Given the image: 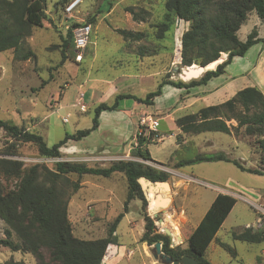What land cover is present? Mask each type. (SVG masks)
<instances>
[{
	"label": "rangeland",
	"instance_id": "obj_1",
	"mask_svg": "<svg viewBox=\"0 0 264 264\" xmlns=\"http://www.w3.org/2000/svg\"><path fill=\"white\" fill-rule=\"evenodd\" d=\"M111 1L113 7L107 14L98 13L104 0H84L69 17L57 5L60 0H49L47 15L52 26L34 28L32 36L24 41L26 50L33 49L37 59L13 61L12 51L0 53V120L40 134L47 145L52 147L67 134L92 128L97 105L86 97L91 85L87 77L99 81L118 80L125 76L124 72L155 75L157 78L148 80L136 89L134 95L143 99L156 90L167 74L171 75L170 80H181L175 68H186L181 66L179 56L181 37L189 28V23L176 20L172 28L161 35L159 26L165 20V0ZM128 7H133L140 20H145L134 21L133 15L126 11ZM84 23L91 24L93 32L89 46L83 51V60H76V49L72 45L68 49L67 59L62 62V37H66L67 29L73 24ZM255 27L258 28L260 37H264V22L252 13L239 30V39L245 41ZM117 30L140 32L145 37L134 42L120 36ZM146 54L149 56L147 65L142 63ZM226 59L227 56L221 63ZM150 61L153 66H148ZM144 69L149 71L144 72ZM124 79L121 78L118 82ZM226 81L231 82L230 88L205 100L197 92L182 90L179 97H170L163 102L167 106L165 109H160L164 106L160 100L152 107L139 103L132 111L128 103L130 100L124 104L121 102L116 112L123 114V119L112 117L116 113H108V116L103 117L100 131L92 132L81 141H72L77 148L95 155L62 154L61 158H48L40 155L35 145L28 143L21 147V157L35 162L27 164L28 166L44 165L49 169H55L56 164L61 161L86 163L97 168H107L118 161H138L167 173L169 178L165 182L148 180L150 183H166L169 187L159 189L157 193L145 194V212L155 222L157 233L166 235L165 228L172 230L170 233L175 244L178 242L180 225L182 231L179 234L183 243L175 245L171 238L172 248H187V239L220 194L219 188L243 194L254 203L234 196L237 204L218 232L219 242L211 244L206 257L212 264H264V243L252 244L234 239L235 234L246 229L259 231L256 227L259 213L254 204L264 208V176L243 172L225 161L193 163L176 168L179 161L218 153L239 160L247 168H260L261 154L254 150L247 137L236 130L232 129L231 134L207 132L192 135L183 134L175 124L178 118L196 113L203 107L221 104L244 88L257 87L264 92V42L251 47L244 57H235L226 73L213 80L209 88L225 84ZM44 82L46 84L42 87ZM83 84L85 89L80 87ZM98 86L100 84H96L99 90ZM124 92L132 95L129 90ZM82 95L84 98L81 101ZM105 102L112 104L114 100ZM148 115L157 123L154 129L157 135L147 145L153 161L140 160L131 155L134 143L138 140L140 119ZM65 118H68V122H64ZM118 122L127 131L123 137L113 136L114 132L109 128L119 124ZM228 125L235 127L237 123L231 121ZM150 131L152 130L144 129L146 135ZM69 179L76 181L79 178L71 175ZM81 179L80 189L72 193L69 200L68 214L73 233L83 240L106 238L115 219L124 211L127 179L120 173L110 178L84 176ZM176 179L183 180L176 184ZM189 179H196L197 182L193 180L188 183ZM1 181L5 183V180ZM15 185V181L8 183L12 189ZM68 190L70 193L72 188L69 187ZM154 196H158L161 202L169 198V203L156 210ZM143 213L141 201L136 199L130 203L129 212L125 213L116 230L118 243L108 247L103 264H163L154 258V245L141 242L145 232ZM160 219L163 223L159 222ZM5 229L6 225L0 219V239L6 237ZM13 240L19 241L15 235ZM220 242L233 251L220 247ZM10 260L37 264L32 254L12 252L0 246V263Z\"/></svg>",
	"mask_w": 264,
	"mask_h": 264
},
{
	"label": "trees",
	"instance_id": "obj_2",
	"mask_svg": "<svg viewBox=\"0 0 264 264\" xmlns=\"http://www.w3.org/2000/svg\"><path fill=\"white\" fill-rule=\"evenodd\" d=\"M72 0H60L64 14ZM49 0H0V53L13 52V61L36 60L33 49H27L24 41L33 34L34 28H49L52 21L47 15ZM165 20L159 26L161 35L172 28L176 20L189 23V28L181 37L180 62L183 67L193 65L206 66L214 61L227 59L217 65L215 70L207 71L201 77L185 82L173 81L165 76L155 91L144 99L132 95H118L112 104H98L94 109L93 126L90 129L79 130L67 134L64 139L49 147L43 136L25 127H18L7 121L0 120V128H4L14 137V142L4 148L3 152L14 156H22L21 147L31 143L38 148L40 155L48 158H61V148L70 140L81 141L96 131L100 126V115L103 111H117L120 101L134 99L138 103L152 107L156 98L163 94L165 86L191 89L205 86L210 81L226 73L227 67L235 57H244L251 47L264 42L255 27L245 41L238 37V32L248 17L255 13L264 22V0H165ZM113 7L111 0H104L98 10L99 14H107ZM133 15L134 21L139 19L133 7L126 9ZM61 16V15H60ZM83 24H73L67 29L66 37H62V62L67 59L68 49L74 43V30ZM125 39L141 41L144 33H133L118 30ZM46 84L43 83L42 87ZM235 121L237 126L231 127L228 122ZM183 134L200 135L207 132L231 134L232 129L243 134L252 142V147L261 154L260 168H247L239 160L231 159L225 154L198 155L194 159L182 160L176 168L201 162L225 161L234 164L243 172L264 176V92L257 87H247L238 91L231 99L217 105L201 108L198 112L178 118L175 122ZM155 131L148 135L138 136V146L131 155L144 161H153L147 145L151 143ZM120 173L127 179V196L124 211L117 216L108 231V237L96 240H83L73 233L69 220L68 207L72 193L81 187L84 176H99L110 178ZM77 176L73 181L69 176ZM145 178L151 182H165L167 173L158 171L138 161L113 162L107 168L90 167L86 163L58 162L55 169L44 165L25 166L23 162L0 159V219L5 223V238L0 239V246L12 252L32 254L37 264H103L106 251L111 244L117 245V227L129 212L133 200L142 203L144 211L145 232L142 243L153 246L162 243V252L173 260L184 256L195 259L198 264H211L207 259V251L215 240L217 233L237 203V199L225 194H219L204 217L187 239V248L171 247V238L157 233L155 222L145 212L147 199L139 179ZM1 180H5L3 183ZM17 182L9 188L8 183ZM69 187L72 191L69 193ZM18 242L13 240V236ZM234 239L252 244L264 243V230L258 232L246 229L241 234H235ZM224 247L231 252L230 247ZM235 255V253H234ZM1 264V263H0ZM4 264H24L10 260Z\"/></svg>",
	"mask_w": 264,
	"mask_h": 264
},
{
	"label": "crops",
	"instance_id": "obj_3",
	"mask_svg": "<svg viewBox=\"0 0 264 264\" xmlns=\"http://www.w3.org/2000/svg\"><path fill=\"white\" fill-rule=\"evenodd\" d=\"M92 32H93V30H92ZM117 32H118V30H117ZM120 36H122V35H120ZM134 42H139V41H134ZM145 56H146V59L142 63L145 64V65H147V61L149 59V56L147 54ZM152 64H153V62L150 61V63H149L148 66H151ZM145 71L147 72L149 70L148 69H144V72ZM124 73H125V76L124 77L121 76V78H125L124 81H119V82H118V80H120L121 78H119L118 80H99L98 81L96 79H92V78L87 77L88 83L91 84L90 87H89V92L86 93L87 99H89L90 102H93L94 101L95 102V105H98L100 103H104L107 100H109V101L114 100L115 101V98L118 95H125V94L128 95L129 94L128 92H124L126 90H129L131 92L130 94H132L133 96L138 97V98H142V97H139V96L134 95V93H136L135 92L136 89H138V87L140 88V86H143V83L147 82L148 80H153V79L157 78L155 75L154 76L153 75H146V76L145 75H142V74H140L141 72L140 73L137 72L138 74H136V75H134V74H128L127 72H124ZM215 79H213V80H215ZM212 81H210L205 86H200V87L193 88V89L190 90V92L191 93H193V92L196 93L197 92L199 94V96L201 97V99H204L205 100V99L211 98V96H214V95L216 96L217 94H219V93H221L223 91H226L231 86V82L226 81L225 84L216 85V86H214L212 88H209L210 83ZM96 84H100V86H98L99 90L96 88ZM87 85H89V84H87ZM84 86H85V84L81 85L80 87L83 89ZM182 90H184V89H177V88H174L172 86H165L163 88V94L160 97L156 98V100H155L156 105H157L158 101L160 100V101H162L161 103L164 104V106L160 107V109H165L167 106L163 102H165V100H167V98H170V97L172 99L175 98V97L176 98L179 97L181 95V93L183 92ZM184 92H186V91H184ZM87 99H86V101H87ZM128 100H130L131 102L130 101L128 102ZM121 102L123 104L128 102L129 105H130L131 111L133 109H135L136 106L139 104L134 99H124V100H121L120 101V106H121ZM73 105H75V104H73ZM108 113H116V115H112V117H117L118 119H123V117H124V115L123 114H120V112H116V111H103L101 113V115H100V126L97 129V131H100L102 129V127H103V117L104 116H108L107 115ZM130 115H131V113H130ZM109 128H110V130H112L114 132V134H112L113 136L123 137V135L125 133H127V131L124 130L120 126V123L119 124H116V125H114L112 127H109ZM113 136H111V138H113ZM72 141L73 140H70L64 147L61 148V153L62 154H66V155H79V156H91V155H95L93 153H89L88 150H85L86 151L85 152L84 150H81V149L77 148L76 146H74V142H72ZM180 173L182 175H184L182 172H180ZM184 176H186V175H184ZM176 180H177V182H176V184H177L180 181H182L183 179H176ZM193 180L197 182L196 179H189L188 183H190ZM206 185L211 186L209 184H206ZM218 191H220V194L230 195L232 197H234V196H240L245 201L254 203V202L250 201L249 199L245 198L243 194H236L235 192H233L231 190H227V189H223V188H221V189L219 188ZM241 195H243V196H241ZM254 205H256V204H254ZM178 226H179V229H180L177 232L178 242L175 244L173 238L171 237L172 238V241H173V243L175 245H179L182 242L181 236L179 234V232H181L182 229H181L180 225H178ZM170 231H172V230H170ZM217 235H218V233H217ZM217 235H216L215 240L213 241L215 244H217V242H219V238H218ZM182 238H183V236H182ZM183 241H184V238H183ZM220 243H221V246L220 247H223L224 248V244L222 242H220ZM211 244H210V246H211ZM211 264H212V262H211Z\"/></svg>",
	"mask_w": 264,
	"mask_h": 264
},
{
	"label": "built area",
	"instance_id": "obj_4",
	"mask_svg": "<svg viewBox=\"0 0 264 264\" xmlns=\"http://www.w3.org/2000/svg\"><path fill=\"white\" fill-rule=\"evenodd\" d=\"M83 1L84 0H72L71 3H69L68 6L66 7L65 10L66 15L70 17L75 12V10L83 3ZM73 34H74V43L76 49V60L78 62H81L84 58L83 51L90 44V38L92 35V25L89 23H84L82 26L76 28ZM83 98L84 95L81 96V101L83 100ZM64 122H68V118L64 119ZM156 126L157 123L153 121L150 115H148L147 117L142 116L139 122L138 136L145 134L144 129L145 130L150 129L154 131ZM13 142H14V137L9 135L4 128H0V159L20 161L23 162L25 166H28L27 164L29 163H35L34 161H32L27 157L14 156L4 153L3 152L4 148ZM137 146H138V142L136 141L134 143V148ZM15 184H17V182H15ZM254 206L256 207L259 213V217L256 222L257 224L256 227L259 228V230H264V208L257 205Z\"/></svg>",
	"mask_w": 264,
	"mask_h": 264
},
{
	"label": "water",
	"instance_id": "obj_5",
	"mask_svg": "<svg viewBox=\"0 0 264 264\" xmlns=\"http://www.w3.org/2000/svg\"><path fill=\"white\" fill-rule=\"evenodd\" d=\"M219 64H221V61L217 60L206 66H196L195 65L196 66L195 69H191L189 67H186V68L176 67L175 71L179 74V78L181 80L187 82V81H191L193 79H197L201 77L207 71L215 70L217 65ZM139 183L141 184L142 189L145 194L157 193L160 185H166V183H150L145 178L139 179ZM146 187L148 188V190ZM159 222L163 223V220L160 219ZM164 232L170 238L172 237V234L170 233L168 229L165 228ZM153 255L155 259L160 260L163 264H198V262L195 259L189 256H184L183 258L179 260H173L170 256H167L162 252L161 242H158L154 245Z\"/></svg>",
	"mask_w": 264,
	"mask_h": 264
},
{
	"label": "bare ground",
	"instance_id": "obj_6",
	"mask_svg": "<svg viewBox=\"0 0 264 264\" xmlns=\"http://www.w3.org/2000/svg\"><path fill=\"white\" fill-rule=\"evenodd\" d=\"M196 66H193L191 69H195ZM168 188L169 186L166 184V185H160V187L158 188L159 189H164V188ZM151 197V196H150ZM153 203H155L157 205L156 207V210L160 209L161 207H165L167 206V204L169 203V198H166V199H163V202L160 201L159 197L158 196H154V201ZM162 225V224H161ZM165 225V224H163ZM164 227V226H163Z\"/></svg>",
	"mask_w": 264,
	"mask_h": 264
}]
</instances>
